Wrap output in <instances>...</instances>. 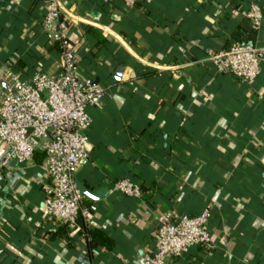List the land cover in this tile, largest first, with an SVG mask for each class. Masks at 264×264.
Returning <instances> with one entry per match:
<instances>
[{
    "label": "crops",
    "instance_id": "0c3cea01",
    "mask_svg": "<svg viewBox=\"0 0 264 264\" xmlns=\"http://www.w3.org/2000/svg\"><path fill=\"white\" fill-rule=\"evenodd\" d=\"M250 1L62 0L78 68L106 88L102 108H87L89 162L75 173L98 210L74 225L41 221L44 155L18 162L0 144V264H140L159 214L206 208L211 247L170 264H264V61L251 82L201 61L235 41ZM43 13V0H0V88L11 74L59 71ZM120 178L139 182L140 198L109 192ZM85 225L108 242L90 249Z\"/></svg>",
    "mask_w": 264,
    "mask_h": 264
},
{
    "label": "built area",
    "instance_id": "2783aa9c",
    "mask_svg": "<svg viewBox=\"0 0 264 264\" xmlns=\"http://www.w3.org/2000/svg\"><path fill=\"white\" fill-rule=\"evenodd\" d=\"M142 1L122 0L128 8ZM43 3L41 26L47 39L58 46L60 69L57 73L38 71L29 79L9 76L7 85L0 88V144H5L9 158L18 162L32 159L36 151L44 155L47 180L42 185L41 221L74 225L79 216L91 221L98 210L95 203L85 202L75 173L89 162L88 139L84 134L91 123L87 108H102L106 88L80 72L77 47L69 37L70 24L63 16L62 0ZM245 17L258 29L263 19L261 7L251 3ZM201 61L240 82H251L260 74L264 48L234 41L227 50L209 51ZM108 191L140 198L142 187L137 181L120 178ZM210 216L209 208L194 216L178 212L159 214L154 250L145 253L140 264H170L171 259L191 247L210 248Z\"/></svg>",
    "mask_w": 264,
    "mask_h": 264
},
{
    "label": "trees",
    "instance_id": "16d2710c",
    "mask_svg": "<svg viewBox=\"0 0 264 264\" xmlns=\"http://www.w3.org/2000/svg\"><path fill=\"white\" fill-rule=\"evenodd\" d=\"M254 2H255L254 0H251L249 2V6L248 8H246V11L249 9L251 3ZM256 33H257V28L254 27L248 19H244L243 22L240 23L236 28V30L234 31L233 37L237 42L249 43L254 45V39ZM230 45L224 50H227L230 47ZM83 229L85 233L90 237L89 239H87V246L90 249H94L98 245L106 244L108 242L107 236H105V234H103L100 230L91 229L86 225L84 226Z\"/></svg>",
    "mask_w": 264,
    "mask_h": 264
},
{
    "label": "water",
    "instance_id": "95a60500",
    "mask_svg": "<svg viewBox=\"0 0 264 264\" xmlns=\"http://www.w3.org/2000/svg\"><path fill=\"white\" fill-rule=\"evenodd\" d=\"M121 72H122V67L117 68V71H116V78H119V77H120ZM78 187H79V189L82 191V188H81V186H80L79 184H78ZM104 193H106V192H104ZM104 193H103V194H104ZM90 198H92V199H96L97 197H96V196H90Z\"/></svg>",
    "mask_w": 264,
    "mask_h": 264
}]
</instances>
